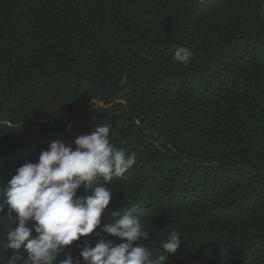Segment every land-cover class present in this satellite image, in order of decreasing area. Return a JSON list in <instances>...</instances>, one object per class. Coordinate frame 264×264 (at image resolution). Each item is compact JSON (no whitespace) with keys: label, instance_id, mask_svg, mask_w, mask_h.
I'll list each match as a JSON object with an SVG mask.
<instances>
[{"label":"trees","instance_id":"obj_1","mask_svg":"<svg viewBox=\"0 0 264 264\" xmlns=\"http://www.w3.org/2000/svg\"><path fill=\"white\" fill-rule=\"evenodd\" d=\"M262 11L264 0H0V186L50 142L75 147L107 125L136 163L99 181L112 190L102 224L136 205L153 258L172 230L182 240L164 264H264ZM173 45L193 52L187 67ZM14 226L0 217V264ZM100 238L66 250L78 258Z\"/></svg>","mask_w":264,"mask_h":264},{"label":"clouds","instance_id":"obj_2","mask_svg":"<svg viewBox=\"0 0 264 264\" xmlns=\"http://www.w3.org/2000/svg\"><path fill=\"white\" fill-rule=\"evenodd\" d=\"M173 47L174 62L187 67L193 52ZM110 132L107 125L96 126L78 136L75 147L54 140L36 162H25L0 186V217L15 225L6 234L5 248L14 253L9 264H17L21 250L27 253L25 264H81V258L84 264H164L167 254L178 250L182 240L174 229L161 242L166 256L153 258V251L141 243L149 232L142 228L136 205L112 211L113 222L102 224L112 190L99 181L123 177L136 163V153L118 149ZM94 232L101 238L94 246L83 243L78 258L66 250ZM102 233L121 242L104 239Z\"/></svg>","mask_w":264,"mask_h":264}]
</instances>
